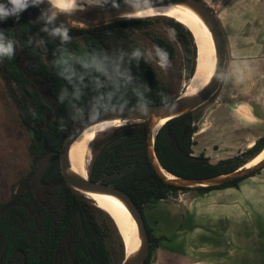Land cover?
<instances>
[{
	"label": "trees",
	"instance_id": "obj_1",
	"mask_svg": "<svg viewBox=\"0 0 264 264\" xmlns=\"http://www.w3.org/2000/svg\"><path fill=\"white\" fill-rule=\"evenodd\" d=\"M124 1L116 0V3ZM100 2L113 4L112 0ZM39 15V8L30 7L21 14L18 22L11 17L0 22V29L6 30L10 39L19 42L14 58L1 63V73L19 117L30 133V153L34 160L32 175L21 183L11 200L0 202V264H122L125 245L112 218L84 194L71 189L61 173L59 152L77 124L68 119L66 106L56 102L65 82L55 74L53 51L62 45L59 40H53L40 31ZM154 24H163L180 41L184 50L183 72L189 82L196 70L197 46L192 33L170 17L125 19L89 29L70 28L73 39L66 47L73 52L92 49L130 51L140 48L130 29L144 31ZM37 34L47 41V53H40L34 44H29V38ZM152 40L167 50L169 57L175 56L172 43L158 36H153ZM133 74L140 76L152 88L149 94L152 105H160L157 95L160 91L166 93L171 102L179 97L162 85L156 69L146 58L138 68L133 67ZM40 109L43 114L38 117ZM195 112L168 121L155 136L156 157L169 174L190 180L216 178L243 168L263 152L264 136L240 155L217 163H212L203 154L196 156L194 137L198 127ZM60 117L65 118V131L59 128ZM96 144L89 179L126 191L143 214L148 206L168 200L172 193L196 191L204 195L214 190L238 188L241 182L264 168L263 165L244 178L219 186L185 188L166 183L154 168L149 157L145 123L105 131L104 138ZM50 151L58 154L51 159L43 178L44 187L35 197L31 179L39 159ZM105 220L111 223L120 241V261L114 259ZM148 231L151 246L144 264H151L152 253L160 242L149 228Z\"/></svg>",
	"mask_w": 264,
	"mask_h": 264
},
{
	"label": "rangeland",
	"instance_id": "obj_2",
	"mask_svg": "<svg viewBox=\"0 0 264 264\" xmlns=\"http://www.w3.org/2000/svg\"><path fill=\"white\" fill-rule=\"evenodd\" d=\"M133 38L145 51V58L156 69L159 80L165 87H168L174 96H187L189 82L185 80L184 75V50L177 37L163 24L151 25L144 31L130 29ZM172 34V35H170ZM150 35V36H149ZM34 36V35H32ZM31 36V37H32ZM153 36L161 37L175 47V56L170 58L171 66L167 69H161L150 53L153 46L157 45ZM39 36H37L38 38ZM40 53L43 51L37 49ZM198 50V49H197ZM197 63V62H196ZM225 94L219 90L205 105L195 112L196 125L198 132L195 134L196 145L194 146L195 155H205L212 163H217L224 159H229L240 155L249 149L251 142L263 136L261 131L256 129L246 120H238L232 111L227 107ZM228 104V103H227ZM104 138V133L97 136L90 147L87 156V174L94 158V148L97 142ZM31 136L27 128L22 123L16 104L12 99L8 86L1 73L0 63V202H8L19 191L21 183L29 178L33 172L34 160L30 153ZM252 184L249 186L246 180L240 183L239 188L235 189V194L230 196L229 201L239 205H252L248 220L240 222L238 237L237 232L230 233V226L223 223L220 225L223 229L220 244L227 243V238L233 235V247L238 250L248 251L252 264L264 263V168L252 176ZM248 179V180H250ZM247 180V181H248ZM203 198V199H202ZM202 199V200H201ZM217 197L204 196L196 191L188 193H172L168 200H165L160 206H148L145 209L144 217L147 227L151 233L163 241L170 238H183L189 224H193L194 218L186 219L184 210L180 204L174 209L172 203H182L187 207L208 208L209 205H216ZM226 202V200H223ZM250 201V202H249ZM253 205L256 207L253 208ZM173 220H170V216ZM243 215V214H242ZM240 213H236L234 218H240ZM106 218V217H104ZM107 230L110 234V241L113 245L114 259L120 261L122 258L121 244L115 229L108 220H105ZM210 223H206L209 227ZM214 227V225H212ZM214 236H218L219 226L215 227ZM219 230V231H218ZM220 235V234H219ZM213 239V238H212ZM214 240H218L214 237ZM225 245V244H224ZM125 259V258H124Z\"/></svg>",
	"mask_w": 264,
	"mask_h": 264
},
{
	"label": "crops",
	"instance_id": "obj_3",
	"mask_svg": "<svg viewBox=\"0 0 264 264\" xmlns=\"http://www.w3.org/2000/svg\"><path fill=\"white\" fill-rule=\"evenodd\" d=\"M204 1L215 13L227 49L224 77L219 90L222 95L225 94L226 105L235 117L240 121H248L264 136V0ZM257 140L251 142L249 148ZM248 179L245 184L249 186L253 179ZM261 189L264 192V188ZM234 192L235 189L229 188L204 194L215 195L218 199V204H210L204 209H198V203L187 208L186 203H172L174 209L180 204L186 219L194 218V223L188 225L183 238L174 237L163 242L159 238V246L152 253L151 264H252L248 251L246 253L233 247V235L227 238V243L222 238L225 245L220 244L223 233L221 224L231 223L226 224L230 226L231 232L228 234H234L235 231L238 237L239 223L245 221L244 218L248 220L253 213L252 205L229 201L228 198ZM163 202H159L156 207ZM236 213L243 215L234 218ZM172 216L170 220H173ZM207 222L210 223L209 227H206ZM216 226L220 229L218 236L211 234L215 233ZM214 237L218 240H214Z\"/></svg>",
	"mask_w": 264,
	"mask_h": 264
},
{
	"label": "clouds",
	"instance_id": "obj_4",
	"mask_svg": "<svg viewBox=\"0 0 264 264\" xmlns=\"http://www.w3.org/2000/svg\"><path fill=\"white\" fill-rule=\"evenodd\" d=\"M45 2L48 7L40 9L37 20L41 23L40 31L53 40H59L62 45L53 51L52 66L56 76L65 82L56 102L66 106L68 119L78 126L95 127L96 130L105 132L125 126L128 123L123 117L126 111L148 116L153 103L149 99L152 88L140 76L133 74V67L138 68L145 58L144 50L132 48L130 51L121 49L108 52L92 49L73 52L66 47L73 37L69 26L63 22L57 23V20L60 15L72 12L77 0H0V22H6L10 17L18 22L21 14L28 8H39ZM96 2L99 3L100 0ZM104 2L107 3L108 0ZM136 2L139 0H126L130 6ZM143 2L147 4L151 0ZM112 3L118 7L116 0H112ZM37 36L38 34L30 37L29 44H34L35 48L47 53V41ZM18 43L7 36L6 30L0 29V63L14 58ZM150 55L156 59L161 69L171 66L169 53L159 45L153 46ZM157 95L162 109L173 107L166 93L160 91ZM58 120L60 130L65 131V118L60 117Z\"/></svg>",
	"mask_w": 264,
	"mask_h": 264
},
{
	"label": "water",
	"instance_id": "obj_5",
	"mask_svg": "<svg viewBox=\"0 0 264 264\" xmlns=\"http://www.w3.org/2000/svg\"><path fill=\"white\" fill-rule=\"evenodd\" d=\"M99 3L101 4V7H97L83 13H78L73 15H60L58 17L57 23L63 22L66 25H68L69 28L89 29V28H94L109 23H113L116 21L125 20L127 19L125 16L148 7L161 6V5H177L183 3L193 6L204 17L218 47L216 73L214 75L212 87L209 91H207L203 95H197V96H191L185 98L178 97L176 100L172 101L173 107L171 109H162L160 105H152L150 106V112L148 116H142L138 112H128V111H126L123 114V117L126 118L127 120H134L130 124L140 123V122L146 124L147 133H148L149 157L151 159L154 168L157 170V172L163 178V180L168 184L175 185L178 187H185V188L219 186L229 181H233L239 178H244L250 175L255 170L261 168L264 165V163L249 169L240 168L239 170L233 173L222 175L216 178H210L204 180H190V179H183L176 177L182 181H175L170 179L166 174L161 172L160 168L161 169L163 168L156 157L155 147H154L155 138L153 136V130L154 127L156 126V122L168 117H172V119H174L186 113L196 111L197 109L205 105L219 91L221 84L223 82L226 59H227V49L220 26L217 22L215 13L212 10V8L204 0H151V2L147 4H145L143 0H139V2H136L131 6L129 5V3H126V1H124L120 3H116L118 7L114 6L113 4L105 5L101 2ZM43 8H47L46 2L39 6V10ZM196 73H197V69L195 70V74ZM42 114H43L42 109L37 111L38 117H40ZM147 120L154 121L151 127L146 123ZM86 128L87 127H81L77 125L76 128L67 137L64 146L59 152L61 173L65 179L66 184L71 189L84 194L88 199L89 197L86 195V192H108L121 198L131 208L136 223L142 234V250L136 257H134L130 261H126L127 259L125 258L122 264H144L150 252L151 240L144 214L142 210L138 207L136 202L133 200V198L126 191L122 189L101 182L91 181L89 179V174L87 178H83L78 174L74 173L69 167L68 153L70 151V148L73 142L75 141V139ZM57 154L58 152L50 151L44 157L39 159L37 163V170L31 179V188L33 190L35 197L38 196L39 191L44 187L43 178L48 170V166L51 159ZM166 173L169 174L168 172ZM120 235L123 238L121 233ZM123 242L125 244L126 255H127V247L124 238H123Z\"/></svg>",
	"mask_w": 264,
	"mask_h": 264
},
{
	"label": "bare ground",
	"instance_id": "obj_6",
	"mask_svg": "<svg viewBox=\"0 0 264 264\" xmlns=\"http://www.w3.org/2000/svg\"><path fill=\"white\" fill-rule=\"evenodd\" d=\"M46 7H48L46 3ZM101 7L96 0H77L75 9L62 15H73L83 13L91 9ZM165 16L170 17L183 24L193 35L197 46V73L189 81L188 95L182 96L191 97L203 95L209 91L213 84L214 75L216 73V64L218 58V47L213 38L211 30L197 9L189 4L177 5H161L142 9L135 13L125 16L127 19H141ZM172 119V117L164 118L156 122L153 130L155 138L157 132ZM134 120H128L126 125H129ZM148 125L154 123L153 120H147ZM101 133L95 127H87L73 142L68 153V164L70 169L83 178H87V156L91 145ZM264 163V150L255 159L250 161L242 169H249L254 166ZM161 172L166 174L170 179L182 181L172 175L167 174L163 169ZM86 195L95 205L105 211L114 221L118 230L122 234L127 247V255L125 249L126 261H130L136 257L142 250V234L136 223L134 214L131 208L118 196L108 192H86ZM125 245V244H124Z\"/></svg>",
	"mask_w": 264,
	"mask_h": 264
}]
</instances>
